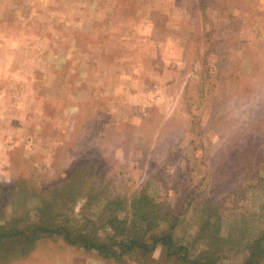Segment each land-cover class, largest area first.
<instances>
[{
  "label": "rangeland",
  "instance_id": "1",
  "mask_svg": "<svg viewBox=\"0 0 264 264\" xmlns=\"http://www.w3.org/2000/svg\"><path fill=\"white\" fill-rule=\"evenodd\" d=\"M0 189L53 230L0 264H264V0H0ZM138 197L184 258L74 243L143 235Z\"/></svg>",
  "mask_w": 264,
  "mask_h": 264
},
{
  "label": "trees",
  "instance_id": "2",
  "mask_svg": "<svg viewBox=\"0 0 264 264\" xmlns=\"http://www.w3.org/2000/svg\"><path fill=\"white\" fill-rule=\"evenodd\" d=\"M1 191L2 190L0 189V193ZM208 201H205L206 204H203L204 206L203 211L205 212V215L207 217V221L205 224L208 226H212L213 227L212 232H213L215 229H219L221 226L220 224L221 216L217 214V212L219 211V209H221V207L218 202L214 203L213 201L212 202H208ZM208 205L210 207H208ZM132 207L134 210L133 211L134 213L133 223L130 221H125L123 223L125 224V226L134 228L135 231H137L138 229L139 230L143 229L142 226L146 227V229L143 232V235L140 234L138 236H135V233H132L130 235L132 236L131 237L132 239H128V238L123 239L120 243L117 244L118 246L117 250L114 248L113 244H111L110 242L106 243V242L98 241V237L93 234L89 235L88 237H86L85 235H77L75 238V241L73 240L74 243L81 244L82 246L88 249L97 250L100 253H102L104 257H113L116 254H118V250L123 251L125 249H128L129 251V250H134L137 248L143 252H150L154 249V247L158 243L161 244L163 247L167 248V250H169L170 253L172 251V248L175 247L174 254H178V255L181 254L182 250L184 249V254H182V258L186 256L187 254L186 247L175 246V242H174L175 239L173 237L172 232L175 228L176 222L171 221L170 219V216H171L170 214L172 213L171 206H162V203L156 204L154 200L149 197H145V198L138 197L132 203ZM214 215L216 217V221H212L211 217ZM28 216H30L29 211L25 212L23 215H20L18 217L13 215V219H11L12 226L10 228L2 227L0 229V246L4 248L3 251H5L6 254H12L14 252L15 249L12 247V245H15L16 247V245H18V243H15L17 242V240L23 241V238H24L25 244L23 243L24 245L22 244L23 245L22 249H20L22 251V250H25L23 248L24 246L30 247L29 243L33 242L39 235H41L40 233L45 232V231L46 232L53 231L51 228H48V226L39 225L37 223H35L31 227H28V228L25 227L23 229H19L20 224L25 222ZM137 218H139L140 220H138ZM159 221L161 222L169 221L168 224L169 223L171 224L170 233L168 234V232H162L161 235H152L150 239H147L146 237L147 234L158 226ZM111 225H113L112 222H111ZM27 229L28 231L30 230L28 234L26 233ZM55 232H57V230ZM60 232H61V228H60ZM125 232L126 231L120 232V234L122 233L123 234V235L121 234L122 236H125V234L129 235V233H125ZM16 238L18 239L16 240ZM66 238L71 241L69 234H66ZM23 252H26V251H23Z\"/></svg>",
  "mask_w": 264,
  "mask_h": 264
}]
</instances>
